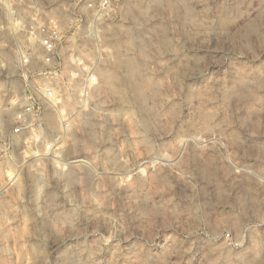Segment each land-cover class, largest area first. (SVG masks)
Returning <instances> with one entry per match:
<instances>
[{
  "label": "rangeland",
  "instance_id": "rangeland-1",
  "mask_svg": "<svg viewBox=\"0 0 264 264\" xmlns=\"http://www.w3.org/2000/svg\"><path fill=\"white\" fill-rule=\"evenodd\" d=\"M85 1L0 0L7 264H264V0H109L106 11ZM48 21L62 31L51 84L72 117L60 151L35 157L3 135L23 89L20 49L40 64L25 30ZM79 63L96 78L86 98ZM87 111L98 137L72 153L73 137L87 141L76 126Z\"/></svg>",
  "mask_w": 264,
  "mask_h": 264
},
{
  "label": "built area",
  "instance_id": "built-area-1",
  "mask_svg": "<svg viewBox=\"0 0 264 264\" xmlns=\"http://www.w3.org/2000/svg\"><path fill=\"white\" fill-rule=\"evenodd\" d=\"M85 3L88 8L99 11H106L109 7V0H89ZM25 32L40 49V64L38 67L34 65V57L20 49L18 64L23 89L8 101V109L12 114L10 127L3 135V140L9 146L21 143L23 151L35 157H49L60 151V136L65 135L70 128L72 117L61 109V97L51 84L59 73L55 57L62 42V31L56 22L48 21ZM79 65L82 66V63ZM76 76L82 82L80 95L88 97L90 87L96 81L92 68L83 65ZM49 112L56 117L58 133L48 129L46 114Z\"/></svg>",
  "mask_w": 264,
  "mask_h": 264
},
{
  "label": "bare ground",
  "instance_id": "bare-ground-1",
  "mask_svg": "<svg viewBox=\"0 0 264 264\" xmlns=\"http://www.w3.org/2000/svg\"><path fill=\"white\" fill-rule=\"evenodd\" d=\"M127 43L129 44V42H127ZM117 65H120V66L123 65L126 68L127 72L129 73L128 74L129 75L128 80L130 82V88L134 92V94L137 96V98H141L142 97V92H143L142 91L143 90L142 89V79H141V77H133L132 76L133 62L130 61L129 59L128 60H124V61H121V59H120V61L117 62ZM98 73H99V75L101 77V80H103L105 86H107V88L109 89V84H112L110 81H111V79H113V76L109 75V70L106 68V65L99 66L98 67ZM133 75H134V73H133ZM241 81L242 80L240 79L239 82H241ZM145 83L147 85H149V86H152V81L149 78L145 79ZM92 86H94V85H92ZM68 99L69 98L67 97L66 103L71 107V104H70ZM5 111H3V112H5ZM49 113H47L46 116H47L48 123H51V121H53V119H54L53 118L54 116L53 117L50 116L51 113H50V115H49ZM96 115H97L96 113L90 112V111H87L85 113H79L77 115L76 126H77V128H79L85 134V136L87 137V141H86V138H84V137H83L85 139L84 142H81L79 139L74 138V137H73V139L71 138L72 142L68 146H69V150L72 153H78V152H80V151H82L84 149H87L89 146H91L92 141L97 139L98 134H97L96 128L98 127V125H97L98 122H97V119L95 118ZM0 117H2L1 113H0ZM205 117L207 118L208 115H205ZM52 123H51V126H52ZM129 125H130V123H129ZM67 135H69V134H67ZM71 139H70V141H71ZM67 152H69V151H67ZM65 172H67L65 174L67 180L70 181V182L73 181L72 173L68 172V171H65ZM30 181H31V179H30ZM33 183H35V180H34ZM17 187H19L18 184H17ZM65 218H67V217H65ZM0 264H7L6 258H5V254L2 251H0Z\"/></svg>",
  "mask_w": 264,
  "mask_h": 264
}]
</instances>
